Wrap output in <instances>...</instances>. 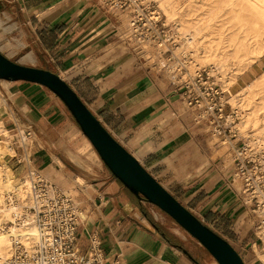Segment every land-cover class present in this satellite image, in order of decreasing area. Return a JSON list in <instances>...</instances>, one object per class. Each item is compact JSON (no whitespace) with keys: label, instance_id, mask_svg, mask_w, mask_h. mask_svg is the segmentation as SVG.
<instances>
[{"label":"crops","instance_id":"0c3cea01","mask_svg":"<svg viewBox=\"0 0 264 264\" xmlns=\"http://www.w3.org/2000/svg\"><path fill=\"white\" fill-rule=\"evenodd\" d=\"M123 21L101 0H0V51L61 75L162 185L247 264H261L249 250L253 221L226 185L233 163L215 157L206 124L192 122L172 95L174 85L128 37ZM4 89L15 115L6 127L30 134L34 165L62 187L72 174L85 181L72 190L86 215L78 230L82 251L96 236L106 264H207L206 249L192 235L112 173L52 90L9 80ZM173 102L184 123L173 114Z\"/></svg>","mask_w":264,"mask_h":264},{"label":"built area","instance_id":"2783aa9c","mask_svg":"<svg viewBox=\"0 0 264 264\" xmlns=\"http://www.w3.org/2000/svg\"><path fill=\"white\" fill-rule=\"evenodd\" d=\"M101 1L109 11L127 16L128 37L157 49L162 56L161 71L174 85L172 95L183 104L184 112L192 114V122L205 123L210 136L221 137L222 143L228 145L232 151L233 172L226 185L242 204L253 206L259 212L255 226L261 235L257 238L264 239V157L244 144L236 127L239 113L235 109L228 112L226 90L216 81L212 66L193 65L190 52L179 50L175 31L166 23L154 0ZM171 107L173 114L184 123L175 102ZM29 135L26 133L25 137ZM18 163L25 165L30 180L32 201L28 209L39 237L32 245L14 241L10 259L2 264H106L96 236L90 238L86 252L79 246L78 230L86 215L74 195L37 168L31 154L29 158L25 154Z\"/></svg>","mask_w":264,"mask_h":264},{"label":"rangeland","instance_id":"374dc122","mask_svg":"<svg viewBox=\"0 0 264 264\" xmlns=\"http://www.w3.org/2000/svg\"><path fill=\"white\" fill-rule=\"evenodd\" d=\"M154 1L158 8L161 10L166 23L170 25L173 31H175L176 41L179 42V50L182 49L184 51L190 52L191 57L193 59V65L212 66V68L214 69L212 65V63L214 62L210 61L209 59L204 60L205 55L212 54V56H209L208 58H212L213 60H215L217 57L215 56L216 54H221L227 51L228 49L233 51L237 50V47L242 44L241 51L239 52L240 56L237 58L235 57V59L230 61V66H228L229 68L225 69L223 72L218 70H214V72L216 81H218L222 88L226 90L225 95L229 102V106L227 109L228 112H230L231 109H235L239 113L240 119L239 121H237L236 127L238 128V131L244 140V144H246L249 148H252L255 152H259L261 156L264 157V149H260V145H258L257 143H253V141L255 140L252 134L256 133V126H252L251 124L242 125V121L244 120V114L249 109L258 110V112L261 113V116L264 115L263 98H261L259 95L254 96L250 100H244V95L242 99V96L240 97L242 91L246 87L247 82L251 79H254L256 76L261 75L264 71V57L260 59L259 62L256 61V59L254 58L255 56H257L260 48L259 37L253 36L255 35L253 30L247 31L245 29L246 31H244V22H247L249 19L248 16H245L244 14L246 11L244 12V9L239 11L236 17L233 16L234 14L231 13V10L222 11L221 14H218L219 16L217 18L214 17V19L211 21V23H214V26H208L207 28L203 29L200 33H198L194 39L188 40L184 38V36H182V29H180V27L178 26V22L188 24L190 22L197 21L200 17L203 16L205 12L208 11L211 6L215 5L218 0H174L175 6L179 10L178 12L187 14L184 15V17H181L179 13H176V15L172 17H168L166 11L163 9L162 6H160L159 2L157 0ZM120 16L124 19L123 27L127 32V16L125 14H120ZM219 25H223L221 29L219 28L220 30H218ZM181 28L183 27L181 26ZM248 37H251V40L254 43L252 45H246V47H244V43L246 42V39ZM137 44V46L142 48L144 53L150 54L152 56L151 61H154L155 63L161 66L162 56L155 47L148 44ZM233 44H236V47H233ZM201 56H203L202 59L200 58ZM252 57L256 62L253 68L248 70L247 64L245 65V63L252 59ZM232 72H234V75L230 78ZM5 86L6 80L0 79V98H4L5 100V105L0 108V114L3 116L4 124L6 126V119L8 117L14 118L15 115L10 106V99L5 93ZM229 119L231 121L232 117H230ZM9 133L10 134L8 136L4 134L1 135V138L3 140L2 144L5 146L7 145L6 142H9L11 143L12 147L13 153L8 152L6 159L9 160V163L12 166L16 177H27L26 168H24L22 171L20 170V167L21 165H23V163H18V159H24L25 154L26 158H29V155L31 154L30 138L25 137V132L23 131L22 127H20L18 130H15L14 132L9 131ZM258 136L259 134H256L255 138H258ZM23 137H25V140H23ZM209 138L212 144H215L217 147L215 157L223 155L224 158H228L230 161H232V151L228 150L227 144L224 145L222 143V138L213 136H210ZM86 141L89 147H93L91 146L92 144L88 140ZM43 173L50 175L51 172L45 170L43 171ZM71 178L72 182L66 184L63 187L66 191L72 193V190L77 186L85 185V181L80 176L72 174ZM78 202L80 203L79 200ZM244 209L248 213V218L253 221L252 225L254 224L255 226V223L258 222L259 212L254 211L253 206L244 205ZM260 233L261 230L256 229L255 226L252 232L253 238L255 240L253 243L254 248H251L249 250L251 251L253 257L259 258L260 263L264 264V259L257 253V250H259L264 254V239L257 238V236L261 235ZM202 257H207V264L210 263L214 258L206 250L203 252Z\"/></svg>","mask_w":264,"mask_h":264},{"label":"water","instance_id":"95a60500","mask_svg":"<svg viewBox=\"0 0 264 264\" xmlns=\"http://www.w3.org/2000/svg\"><path fill=\"white\" fill-rule=\"evenodd\" d=\"M0 79L28 81L48 87L65 103L102 160L128 189L166 212L219 264H247L230 241L207 225L157 180L105 127L61 75L47 68L21 64L0 51Z\"/></svg>","mask_w":264,"mask_h":264},{"label":"bare ground","instance_id":"6f19581e","mask_svg":"<svg viewBox=\"0 0 264 264\" xmlns=\"http://www.w3.org/2000/svg\"><path fill=\"white\" fill-rule=\"evenodd\" d=\"M157 1L166 11L168 17H172L176 15V13H179L181 17L187 15L186 13L178 12L179 10L175 6L174 0ZM243 9L244 12L246 11L244 13L245 16L247 15L249 18L247 22H244V31L253 30L255 34L253 36L259 37V52L257 56L254 57L256 61L259 62V60L264 57V0H218V2L211 6L197 21L188 24L178 22V26L182 29L181 34L184 38L188 40L194 39L203 29L208 26H214V23H211V21L214 17L217 18L219 16L218 14H221L222 11L231 10V13L234 14L233 16L236 17L238 12ZM181 26L183 28H181ZM222 27L223 25H219L218 30ZM253 43L251 37H248L244 43V47H246V45H252ZM233 47H236V44H233ZM241 48L242 44L237 47V50L233 51L228 49L221 54H216L215 56L217 57L215 60L208 58L212 56V54L205 55L204 60L209 59L213 61L214 63H212V65L214 70L223 72L225 69L229 68L230 61L240 56L239 52ZM202 57L203 56L200 58L202 59ZM254 58L252 57V59L245 63V65L247 64L248 70L252 69L255 64L256 61ZM233 75L234 72H232L230 78ZM243 95L244 100H250L256 95L264 99V71L261 75L247 82L245 89L240 95V97L242 96L241 99ZM4 105V98H0V108ZM244 124L256 126L257 131L252 134L255 140L253 143H257L260 145V149H264V115L261 116L258 110L249 109L244 114L242 125ZM2 134L8 136L10 133L4 124L3 116L0 114V264L10 259L14 241L20 240L27 245H32L39 237L36 222L28 209L32 201L30 180L26 176H15L9 160L6 159L8 152L13 153L11 143L6 142L7 145L4 146L1 138ZM256 134H259L258 138H255ZM257 251L264 259V254L259 250ZM212 264L219 263L214 259Z\"/></svg>","mask_w":264,"mask_h":264}]
</instances>
